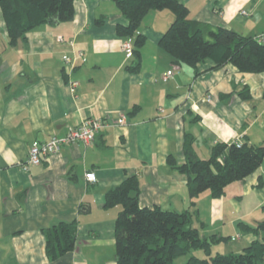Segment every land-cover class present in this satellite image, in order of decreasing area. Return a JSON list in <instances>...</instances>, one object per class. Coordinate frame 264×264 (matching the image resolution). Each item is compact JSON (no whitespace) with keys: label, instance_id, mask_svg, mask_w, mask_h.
I'll list each match as a JSON object with an SVG mask.
<instances>
[{"label":"crops","instance_id":"obj_1","mask_svg":"<svg viewBox=\"0 0 264 264\" xmlns=\"http://www.w3.org/2000/svg\"><path fill=\"white\" fill-rule=\"evenodd\" d=\"M180 1L191 19L264 43V0ZM73 6L71 20L52 19L15 45L8 43L0 10V264H116L114 223L121 205L103 207L104 196L132 175L140 206L189 209L201 236L228 237L211 253L213 247L240 252L259 238L243 227L264 219V158L254 172L226 185L222 196L205 191L192 205L187 175L167 157L184 163L186 133L200 158L217 142L264 145V71L215 67L210 59L195 68L174 63L159 46L174 18L169 9L142 19L136 31L145 39L140 65L129 71L132 56L121 50L124 36L116 31L127 19L114 0H74ZM63 55L76 57L71 69ZM169 69L173 75L162 80ZM72 81L78 82L74 88ZM245 86L248 99L240 96ZM123 112L127 121L118 124ZM87 118L104 123L93 141L62 144L22 169L32 143L63 136ZM88 171L95 181L85 177ZM60 222L76 223L75 244L50 260L43 231Z\"/></svg>","mask_w":264,"mask_h":264},{"label":"trees","instance_id":"obj_2","mask_svg":"<svg viewBox=\"0 0 264 264\" xmlns=\"http://www.w3.org/2000/svg\"><path fill=\"white\" fill-rule=\"evenodd\" d=\"M74 0H0V10L5 22L9 45L26 39L28 31L52 19L69 21L74 14ZM127 19L126 25H117L120 36H133L134 52L127 69L136 72L140 65L139 48L144 36L136 33L144 16L151 10L169 9L174 18L163 32L160 48L168 53L174 63L193 68L206 59L215 67L231 63L241 72L264 71V43L232 28L212 27L193 20L188 7L180 0H114ZM250 98L248 87L240 93ZM194 137L186 133L182 154L184 163L178 164L169 155L168 164L187 175V189L191 204L201 193L208 191L218 198L229 183L240 181L254 172L264 158V145L242 141L217 142L207 158H200L194 149ZM139 181L132 175L107 190L103 207L121 205L114 223L116 264H174L179 256L191 253L180 264H264V219L255 227L243 228L259 238L253 239L240 252L211 253V247L228 237L212 234L201 236L193 226V214L163 209L159 206L139 205ZM264 208V205H263ZM46 255L54 260L74 247L77 225L60 222L44 231ZM202 250L204 256L194 254Z\"/></svg>","mask_w":264,"mask_h":264},{"label":"built area","instance_id":"obj_3","mask_svg":"<svg viewBox=\"0 0 264 264\" xmlns=\"http://www.w3.org/2000/svg\"><path fill=\"white\" fill-rule=\"evenodd\" d=\"M242 13H246L242 11ZM62 40V36L58 37ZM71 42V41H70ZM120 48L126 57H131L134 52L133 38L132 36H126L122 39ZM64 66L68 70L71 69L76 61V57H71L69 55H63ZM173 75V70L169 69L162 74V80H167ZM77 81H72L70 86L72 88L76 87ZM210 100L208 96L206 98ZM127 121V116L123 112L117 119L118 124H125ZM104 125L103 121L96 118L84 119L80 124L74 127H70L68 131L63 136L52 135L48 140L41 142H34L30 145L28 150V155L26 161L22 164L23 170H28L32 165H38L41 163L44 157H47L55 152H57L62 144L75 143L76 141H83L85 143H90L94 140L97 131ZM242 141L237 140V146L241 145ZM85 177L88 180L95 181L96 175L93 171H88L85 173Z\"/></svg>","mask_w":264,"mask_h":264},{"label":"rangeland","instance_id":"obj_4","mask_svg":"<svg viewBox=\"0 0 264 264\" xmlns=\"http://www.w3.org/2000/svg\"><path fill=\"white\" fill-rule=\"evenodd\" d=\"M193 253L196 255H199V256H204V253L202 250H195ZM215 253H216V249L213 247L212 248V254H215ZM190 254L191 253H188V254L177 257L176 259L173 260V263L174 264H180V263L185 262L188 259V257L190 256Z\"/></svg>","mask_w":264,"mask_h":264}]
</instances>
